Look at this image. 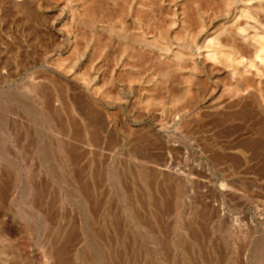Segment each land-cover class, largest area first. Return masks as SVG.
<instances>
[{"label":"rangeland","instance_id":"obj_1","mask_svg":"<svg viewBox=\"0 0 264 264\" xmlns=\"http://www.w3.org/2000/svg\"><path fill=\"white\" fill-rule=\"evenodd\" d=\"M127 1L0 0V264H264V78L240 64L264 49L234 31L253 5Z\"/></svg>","mask_w":264,"mask_h":264},{"label":"bare ground","instance_id":"obj_2","mask_svg":"<svg viewBox=\"0 0 264 264\" xmlns=\"http://www.w3.org/2000/svg\"><path fill=\"white\" fill-rule=\"evenodd\" d=\"M127 1V0H126ZM106 2H107V0H106ZM128 2V1H127ZM105 3V2H104ZM42 4V3H41ZM108 5H109V2L107 3ZM106 4V5H107ZM204 4V3H203ZM214 4V3H213ZM248 4L249 5H253V9L255 10V12L254 13H250V11H248V10H241L240 11V17H242V18H244L245 19V23H244V25L242 26V27H237L236 28V30H234V28H231L232 30H234L235 31V36L239 39V40H241L244 44H246V42L248 43L250 40H254V42L256 41L257 42V44L259 43L260 45H262L263 46V49H264V38L261 36V34H262V32H264V15H261L260 14V11H262L261 9L263 8H258L257 7V4H258V2L256 1V0H249V2H248ZM59 5V4H58ZM123 5V4H122ZM30 6V5H29ZM112 6V5H111ZM124 6V5H123ZM216 6V5H215ZM42 7V6H41ZM51 7V6H50ZM213 7V6H212ZM124 8V7H123ZM177 8V7H176ZM180 9V8H179ZM238 9V8H237ZM251 9V8H250ZM96 10V9H95ZM113 10V9H112ZM111 10V11H112ZM166 10H168L167 8H166ZM190 10V9H189ZM50 12V11H49ZM71 12L72 11H68V19H69V21H65V22H63L61 25H59V39H60V43H61V45H65L66 46V50H64L63 51V53H61V56H72V57H74V56H76V53H74L73 54V50H74V45H75V43H76V41L78 40V38H77V36H76V32L74 33L73 31H72V28H73V21H72V16H71ZM113 12V11H112ZM95 13V12H94ZM118 13V12H117ZM164 13V12H163ZM165 13L166 14H168L166 11H165ZM193 13V12H192ZM262 13H264V12H262ZM96 14V13H95ZM112 14H114V13H112ZM194 14V13H193ZM50 15H51V13H50ZM238 15V14H237ZM239 16H235V18L230 22V23H232L231 25H237V23H238V21H239V19H240V17ZM108 17V16H107ZM160 17H162V16H160ZM195 17V16H194ZM229 17H230V15H229ZM225 18V17H224ZM161 19V18H160ZM195 19H197V18H195ZM218 19V18H217ZM224 20V19H223ZM58 21V20H57ZM176 21V20H175ZM243 21V20H242ZM197 22V21H196ZM108 23V22H107ZM192 23V22H191ZM199 24V23H198ZM197 24V25H198ZM54 25V24H53ZM195 25V24H194ZM213 26V24L211 25V27ZM229 26V25H228ZM241 26V25H240ZM51 27V26H50ZM208 27V26H207ZM231 27V26H230ZM53 28V27H52ZM56 28V27H55ZM159 28V27H158ZM54 29V28H53ZM52 29V30H53ZM209 29V28H208ZM225 29V27H222V29H218V30H216V31H214L213 33H212V39L210 38V37H206L205 39H204V43L205 44H208V48L210 49L213 45V43L215 42V40H217V38L219 37V36H221V34H222V31ZM226 29H227V27H226ZM229 30V29H228ZM55 31V30H54ZM81 31V30H80ZM156 31H157V29H156ZM166 31V30H165ZM65 32V33H64ZM164 32V31H163ZM206 32V31H205ZM204 32V33H205ZM226 32V31H225ZM145 34V33H144ZM200 34V33H199ZM224 34V33H223ZM222 34V35H223ZM224 35H226V34H224ZM227 36V35H226ZM225 36V37H226ZM228 37V36H227ZM226 37V38H227ZM39 38V37H38ZM106 38V37H105ZM222 38H224V37H222ZM235 38V37H234ZM236 38V39H237ZM52 39V38H51ZM200 39V38H199ZM218 39H220V38H218ZM183 40H185V39H183ZM198 40V39H197ZM226 40V39H225ZM219 41V40H218ZM221 42H222V40H220ZM230 41V40H229ZM234 40H232V42H233ZM226 42V41H225ZM231 42V41H230ZM230 42H228V43H230ZM36 43V42H35ZM224 43V42H223ZM239 43V42H238ZM83 44V43H82ZM198 44V43H197ZM225 44V43H224ZM237 44V43H236ZM244 44H243V48H244ZM148 45V44H147ZM217 45H220L221 46V44L218 42L217 43ZM230 45H231V43H230ZM84 46V45H83ZM83 46H81V47H83ZM238 46H240L239 44H238ZM248 46V45H247ZM151 47V46H150ZM62 48V47H61ZM240 48V47H239ZM246 48V47H245ZM247 49V48H246ZM100 50V49H99ZM143 50V49H142ZM235 50H236V48H235ZM249 49H247V51H248ZM101 51V50H100ZM250 51V50H249ZM251 51H253V50H251ZM58 52V51H57ZM169 52V51H168ZM168 52H160L159 53V55H158V60L160 61H158V63L159 64H163L167 69H168V71H177L178 69H180V65H179V63H178V61H174V60H172L171 61V58H169V56H168ZM243 52H246V51H244L243 50ZM260 52V51H259ZM259 52H256L255 53V60L254 61H247V60H245L244 58H242L241 60H240V64H241V66L243 67V69H244V72L247 74V75H250V76H253V77H255L254 79H259V80H261V79H263L264 78V62L262 61V59H261V54L259 53ZM195 53V52H194ZM252 53V52H251ZM254 53V52H253ZM64 54V55H63ZM81 54V53H80ZM97 54H99V51H98V53ZM97 54L95 55V56H97ZM153 54V53H152ZM201 55H203L204 56V58L205 59H207V60H209V61H211V62H214V63H216L217 62V60L219 59V55H218V53L216 52V51H214V50H206V51H204V53L203 54H201ZM250 55V54H249ZM252 55V54H251ZM152 56V55H151ZM244 56H245V54H244ZM252 57V56H251ZM246 58V57H245ZM49 59V58H48ZM76 59V58H75ZM96 60H97V57H96ZM119 60V59H118ZM143 60H145V59H143ZM142 60V61H143ZM95 61V60H94ZM74 62V61H73ZM85 62V61H84ZM156 63V61H153V63ZM48 63V62H47ZM52 63H53V61H52ZM239 63V62H238ZM146 64V63H145ZM51 65V64H50ZM78 65V64H77ZM117 67V66H116ZM162 67V66H161ZM79 68V67H78ZM77 68V69H78ZM76 69V68H75ZM115 69V68H114ZM207 69V68H206ZM241 69V68H240ZM159 70V69H158ZM166 71V70H165ZM164 71V72H165ZM54 72V71H53ZM65 72V71H64ZM107 72V71H106ZM237 72H239V71H237ZM74 73V72H73ZM108 73V72H107ZM194 73V72H193ZM59 74V73H58ZM130 75V74H129ZM107 76V75H106ZM115 76H116V74H115ZM49 77V76H48ZM50 78V77H49ZM67 78V77H66ZM97 78V77H96ZM181 78V77H180ZM240 78V77H239ZM59 79V78H58ZM57 79V80H58ZM78 79V78H77ZM251 79V78H250ZM253 79V80H254ZM50 80H51V78H50ZM53 80H55V79H53L52 78V82H53ZM104 80V79H103ZM175 80V79H174ZM180 80V79H179ZM59 81V80H58ZM58 81H57V83H58ZM248 82L250 81L249 79L247 80ZM252 81V80H251ZM255 81V80H254ZM264 81V80H263ZM261 82V83H264V82ZM74 82V81H73ZM107 82H108V80H107ZM147 82V81H146ZM60 83V86H61V81L59 82ZM75 83V82H74ZM202 83V82H201ZM255 84H256V82H254ZM258 83V82H257ZM80 84V83H79ZM149 84V83H148ZM148 84H145V85H148ZM212 84V83H211ZM250 84V83H249ZM58 85V84H57ZM134 84H132V86H133ZM258 85V84H257ZM82 86V85H81ZM255 86V85H254ZM61 87H63V86H61ZM109 87V86H108ZM154 87V86H153ZM217 87V86H216ZM258 88L260 87V86H257ZM256 87V88H257ZM262 87V86H261ZM260 87V88H261ZM257 88V89H258ZM65 89V88H64ZM93 89V88H92ZM109 89V88H108ZM138 89V88H137ZM83 90V89H82ZM111 90H113V89H111ZM148 90H150V89H148ZM261 90V89H260ZM113 91H115V90H113ZM113 91H112V93H113ZM140 91V90H139ZM171 91V90H170ZM262 91V90H261ZM240 92V91H239ZM260 92V91H259ZM51 93V92H50ZM117 93V92H116ZM132 94V93H131ZM177 94V93H176ZM49 95V94H48ZM51 95V94H50ZM48 96V97H51V96ZM115 95V94H114ZM120 95V94H119ZM213 95V94H212ZM219 95V94H218ZM78 96V95H77ZM91 96V95H90ZM121 96V95H120ZM177 96V95H176ZM175 96V97H176ZM149 97V96H148ZM63 98V97H62ZM71 98V97H70ZM147 98V97H146ZM79 99V97L77 98V100ZM52 100H53V102H54V100L55 99H49L48 101L50 102V103H52ZM71 100H73V99H71ZM77 100H75V101H77ZM157 100V99H156ZM165 100H166V97H165ZM208 100H209V98H208ZM79 101V100H78ZM81 102H84V101H82V99L80 100ZM79 101V102H80ZM101 101V100H100ZM99 101V102H100ZM170 101V100H169ZM79 102H77L76 104H78ZM80 102V103H81ZM98 102V103H99ZM114 102V101H113ZM131 103V102H130ZM52 104H54V103H52ZM100 104V103H99ZM79 105V104H78ZM89 105H90V103H89ZM50 106V105H49ZM52 106V105H51ZM67 106H68V104H67ZM154 106V105H153ZM158 106V105H157ZM183 106V105H182ZM90 107V106H89ZM92 107V106H91ZM253 107V106H252ZM255 107V106H254ZM51 108H53V107H51ZM93 108V107H92ZM54 109V108H53ZM90 109V108H89ZM179 109H180V107H179ZM178 109V110H179ZM255 109V108H254ZM67 110V109H66ZM90 111V110H89ZM93 111H95V110H92V112ZM98 111V110H97ZM251 111H253V108L251 109ZM176 112V111H175ZM255 112V111H254ZM96 113V112H95ZM226 113V112H225ZM198 115V114H197ZM259 116H260V114H259ZM121 117V116H120ZM157 117V116H156ZM126 118V117H125ZM182 119V118H181ZM120 120H121V118H120ZM122 121V120H121Z\"/></svg>","mask_w":264,"mask_h":264}]
</instances>
